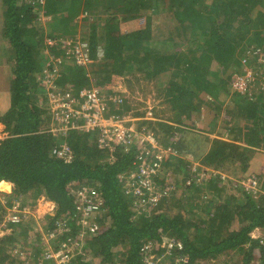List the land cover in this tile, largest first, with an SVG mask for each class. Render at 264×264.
Returning <instances> with one entry per match:
<instances>
[{
	"label": "trees",
	"instance_id": "trees-1",
	"mask_svg": "<svg viewBox=\"0 0 264 264\" xmlns=\"http://www.w3.org/2000/svg\"><path fill=\"white\" fill-rule=\"evenodd\" d=\"M111 1L115 7L122 8L115 10L113 19H107L105 34L98 36L90 31L85 39L76 37L74 25L81 20L93 22V14L106 5H100L105 0H2V33L16 56L12 104L0 117V124L7 132L0 139V181L10 184V191L0 192L5 199L3 203L0 200V210L7 214L17 201L21 208H31L38 198L44 197L56 205L48 228H52L56 219L65 218L70 227L65 236L74 237L78 235L72 217L78 202L74 191L84 184L93 186L103 201L102 228L83 240V247L75 251L71 264H109L116 254L120 264H143L145 242L158 246L163 237H167L163 245L171 239L183 245L181 250L171 248L172 255L167 254L165 258L168 264H197L200 260L207 264L223 251L233 249L243 255L242 264L254 259L255 253L264 264V244L251 237L253 228L264 227V204L254 199V191L242 184L234 189L231 185L234 192L227 195L221 185L223 178L217 174L209 179L206 191L191 176L186 159L181 158L177 165H169L167 160L157 178L163 190L158 203L147 212H135L133 198L124 192L120 175L131 167L136 150L110 151L99 147L91 133L71 130L66 138L71 158L65 160L53 155L51 149L57 139L44 127L47 97L43 100L41 88L42 81L49 77L45 71L51 72L53 65L58 68L55 81L61 86L72 84L76 89L89 86L95 76L94 84L104 91L115 88L122 76L127 78L134 76V71H141V76L158 78V92L170 102L177 116L198 113L202 106L213 120L223 122L219 114L224 109L236 121V125H229L234 132H242L243 142L253 148L261 145L264 148V0ZM160 4L161 10L175 19L172 26L180 25L174 33L177 41L169 35L171 31L159 32V36L157 32L151 33V14H160ZM144 15L143 26L120 30L121 23ZM40 19H47L46 27L51 33L46 34ZM58 34L73 35L79 45L86 40L87 53L93 61L89 70L77 64L71 55L66 56ZM45 38L56 43L48 45ZM102 40L103 55L99 59L97 47ZM44 48L54 56H62L63 62L43 63L39 51ZM66 61L72 66L59 69ZM249 69L253 80L242 93L234 83ZM162 76L168 77L166 81ZM227 100L232 103L226 104ZM133 113L144 114L143 111ZM154 123V120H144L139 124L152 130ZM159 125L164 134L158 137L163 143L158 141L162 145L171 144V127L165 123ZM178 129L183 137L175 146L188 155L190 145L194 148V139L197 144L202 137L197 134L191 140L190 129ZM213 143L203 163L219 167L228 163L227 158L236 160L237 157L243 170L247 169L250 159L247 150L238 151L233 143L218 139ZM233 160L226 165L231 166ZM188 178H191L189 184ZM226 182L232 184L230 180ZM204 195L207 197L202 200ZM33 226L34 220L30 218L5 227L12 232L0 240V264H15L17 258L12 249L16 242H21L23 248L31 246L30 230L35 236L32 240H38L39 231ZM118 246L122 249L114 251ZM89 255L94 257L93 262ZM16 264L23 262L17 259Z\"/></svg>",
	"mask_w": 264,
	"mask_h": 264
},
{
	"label": "built area",
	"instance_id": "built-area-1",
	"mask_svg": "<svg viewBox=\"0 0 264 264\" xmlns=\"http://www.w3.org/2000/svg\"><path fill=\"white\" fill-rule=\"evenodd\" d=\"M46 43L54 45L56 42L53 39H47ZM62 46L66 54L71 55L77 64L85 66L91 61L85 43L79 45L66 40ZM53 60L60 63L62 56L58 55ZM49 63L50 61L47 64ZM49 71H45L49 76L45 82L48 87L52 86V90L47 95L51 122L46 131L57 139L51 153L65 160L71 158L72 151L66 141L71 130L94 132L98 146L107 147L110 151L117 148L126 153L136 150V158L131 167L121 173L120 177L123 178L124 192L133 198V211L147 212L151 206L158 203L162 196V186L157 182V178L164 170L165 162L172 158L176 159L178 155L171 144L162 145L153 130L139 124L144 120H159L153 112V106L148 105L144 114L138 116L133 112L115 113L114 107L122 102L121 95L108 96L96 86L59 90L54 78L58 71L57 66L53 65V70ZM252 76V71L249 69L242 77H238L234 87L243 93L247 90L248 83L253 80ZM190 169L191 176L198 181L208 176L205 172L203 174L202 171L199 172L198 166L194 163ZM190 181L191 179L186 183L189 184ZM257 184V179L253 178L251 182L243 185L247 190L254 191ZM74 192L78 196V202L72 217L75 227L78 228V235L65 236V233L70 231L67 219H56L52 228H48L47 235H43V239L45 237L46 240L39 248L40 252H35L36 254L29 259H24L23 264H70L75 251L83 247V240L101 230L103 201L95 192V188L82 184ZM39 199L50 205L48 209L55 211L54 202L44 197ZM39 199H37V206L40 204ZM29 211V208H21L18 201L14 202L0 223L6 225L5 227L9 224H17ZM39 230L43 233L41 228ZM251 237L260 239V243L264 244V236L257 238L252 234ZM152 246L150 242H145L142 247L143 264H168L165 258L167 254L172 255L171 248L179 250L183 248L179 240L171 239L165 245L166 249L163 252L154 255L150 253Z\"/></svg>",
	"mask_w": 264,
	"mask_h": 264
},
{
	"label": "crops",
	"instance_id": "crops-1",
	"mask_svg": "<svg viewBox=\"0 0 264 264\" xmlns=\"http://www.w3.org/2000/svg\"><path fill=\"white\" fill-rule=\"evenodd\" d=\"M111 2H112L111 0H108V1L105 0V2H102L100 4V5H104V4H106V5L100 6V8L98 9V12L96 14H93V16H94L93 22H91V21L86 22L84 20L83 21L81 20L80 22L75 24L74 26L76 27L75 29L78 33V35H76V37H78V38L83 37L86 39L85 36H87L88 33H90V31L94 32L98 36H103L105 34L107 28H108L107 27V19H113L115 17V12H116L115 10L122 8V7H118V6L115 7V5L111 4ZM161 7L162 6L160 5L158 10H161ZM3 10H4V6L2 3V0H0V15H1V12H3ZM162 12H163V10H161L159 12L160 14L157 13V15H155V14L154 15L157 16V18H158L161 14L163 15ZM78 18L80 19L81 15H78ZM142 18L137 19V20L134 19L131 21H126V22L121 23L120 25L122 27L120 26V30L122 32H125V27H126V29H134V28H139V27L143 26L145 21H141V20H143ZM46 20L40 19V22L43 25V27L45 28L44 31L46 32V34H49V33H51L50 32L51 30H50V28L46 27V24H47ZM93 23H94V26H92ZM138 25H140V26H138ZM2 26H3V19H1V16H0V117L8 112V110L10 109L11 104H12V91H11V89H12V80L14 77V69H15L14 58L16 56L15 52L12 51L11 47L9 46L8 40L5 38V36L2 33ZM160 27H161V25H160ZM152 28H154V27L152 26ZM93 29H94V31H92ZM157 33H159V32H157ZM160 33H162L161 30H160ZM58 36H61L62 38H64V37H66V38L71 37L72 38L73 37V35H61V34H58ZM27 40L29 42L31 41L30 39H27ZM103 43H104L103 40L101 42H99L97 50L103 49L102 48ZM27 49H29V48H27ZM44 49L39 51V53L43 55V57H41L43 59V63L44 62L47 63L48 61L53 60L54 57H56L49 50H44ZM102 52H103V50H102ZM66 56H69V54ZM96 57H98L97 54H96ZM65 58H67V57H65ZM62 62H63V60H62ZM92 63H93V61L91 63H89V67H84V68L90 69V67L92 66ZM60 65L61 66L59 69L64 70L66 66L68 67L71 65V62L66 61ZM140 73H142V72L140 71L137 74H140ZM126 79H127L126 77L122 76L121 80L118 82L116 87H119V85L121 86L122 84H126L125 83ZM56 87L59 90H63V89L66 90V89H70V88L76 90V88L72 84H65V85H63V87H64L63 88L61 86V84L56 83ZM41 88L43 90V100H45V98L48 95V92L50 90H52V86L48 87L46 82L42 81ZM159 95H160V97H163V95H161V94H159ZM44 96H46V97H44ZM149 99H147V100H149ZM134 100H136V99H134ZM161 100H162V98H161ZM161 100H160L159 104H160V107L162 105L164 106V111L161 112L162 113L161 116L156 115V117L159 120L154 121L155 122L154 123L155 129L152 128V130L158 138V137H162V135L164 134L162 132L163 127L161 125H159V123L160 124L165 123L171 127V132L173 134V137L176 138V141L174 140L175 138H173V137H170L169 140L172 141L171 145L175 148L178 155H177L176 159L172 158V159L168 160L170 162L169 165H174V164L177 165L178 161L181 158L186 159V164H188L189 168H191V165L193 163L195 165H197L198 169L200 171H203L206 174H209L206 178H204V182L199 183V184H201L203 189H205L206 191H207L208 181L211 178V176L213 174H217L216 176H221L223 178V180H221L222 184L221 183L220 184L226 188L225 190L223 189V191L227 195L233 194L234 191H232V190L234 189V187L235 186L239 187L240 184H242L240 181L244 180L245 182H250L253 178H256L257 182H258V187L256 188V191L258 194H260L264 197V187H263L264 186V150H263L264 148H262V145L259 147L253 148L250 145V143L242 141V132H240V133L234 132L229 125L230 123H231V126H233V124L236 125L235 124L236 121H234V119H232V117H233L232 115L230 116V114L227 112H226V115L220 113L219 115L221 116V118H223V122L221 120H218V119L213 120V118L211 116L209 120L204 119V121H203L204 123H206L207 128L206 127L196 128L195 126L190 128L186 124H182L183 121L189 120L188 116H186V115L177 116L176 112L173 110L170 102L167 101L165 98H163L162 101ZM132 103H136V102H130V104H132ZM140 103H142V101ZM36 104L41 108L44 107L38 103H36ZM46 110H47L46 111V114H47L46 120L47 121H46V124L44 125L45 130L50 127V122H51V117L49 115L51 113L49 112L47 105H46ZM167 112L169 113V115L166 116L165 114H167ZM179 120H181V121H179ZM146 121H148V122L152 121L153 122V120H146ZM180 127H185L188 129L190 128L189 135L191 137V140H193L194 138H192V137H195L197 134L202 137V138L200 137L201 142L197 143V144H196L195 139H194V141H193L194 144H192V146H194V148H192L190 146V148L194 150L195 155H190L189 152H188V155H186L185 153H182L177 148V146H175L177 144V140L180 137L181 138L183 137V135L181 134L182 132L179 131V129H178ZM233 128L236 129V126ZM1 130H4V128L0 124V131ZM4 132H5V130H4ZM216 139L223 141V142H226L227 144L233 143L234 145H236L238 147V151H241L242 149L247 150L250 159L247 161L248 167L245 171L243 170V165L240 163V161L237 157H236V160H233V158H227L226 159V161L228 162L226 164H229V162H231L232 160L234 161L233 164H231V166H227L226 164H224L223 166L216 167L215 164L208 165V164H205L202 162V160L204 159V155H207V153L211 149L212 145L214 144L213 143L214 140H216ZM158 140H159V138H158ZM159 141L161 143H163L161 140H159ZM228 150H230V149H228ZM167 166H168V164H167ZM233 171H236L235 177L237 178V176H238V182H235L237 180L233 179V177H234V175H232V174H234ZM227 180L232 181V184L231 183L228 184L226 182ZM260 182L262 185L261 187L259 186ZM0 183L4 184V185H9L8 182H6V181H0ZM231 185H232L233 189L231 188ZM9 187H10V185H9ZM263 197H262V199H263ZM40 198H42V197H40ZM262 201L264 204V200H262ZM51 202L53 203V201H51ZM257 202H261V200H258Z\"/></svg>",
	"mask_w": 264,
	"mask_h": 264
},
{
	"label": "rangeland",
	"instance_id": "rangeland-1",
	"mask_svg": "<svg viewBox=\"0 0 264 264\" xmlns=\"http://www.w3.org/2000/svg\"><path fill=\"white\" fill-rule=\"evenodd\" d=\"M160 5L162 6V4H160ZM162 13H163V15H160L158 18L154 14H151V17H152L151 22H152V26L154 27L152 29L153 32H151V33L156 35L155 32H160V30H161V32L171 31V32H168L169 35L173 36L174 40L178 39L176 37V34H174V33H176V31H177V30H175V28L177 26L180 27V25L178 23H174L175 27L172 26L173 25L172 23L175 21V19L167 11L166 12L163 11ZM146 14H147V12H146ZM145 15L142 18L143 20H141V21H145ZM160 25H161V27H160ZM158 34H160V33H158ZM164 35H166V33ZM157 36H159V35H157ZM65 38L66 37L61 38L59 41L63 44L64 41L71 40L74 44H78V41L74 40L73 38H70V37L66 38V39ZM45 39H46L45 42H47L48 38H45ZM85 44H86V47L88 48L86 40H85ZM44 50H46V49H44ZM102 55H103L102 50H98L97 56L99 57V59L102 57ZM91 62H92V60L89 63H91ZM89 63L86 64L84 67H89ZM87 70H89V69H87ZM133 73H134V76H128L127 77L126 82H125L126 84H122L121 86L119 85V87L112 88L109 91H104V90L100 89L98 86H96L94 84V77L95 76H93V75H92L93 77L91 78L92 83L89 86L98 87L101 91H103L108 96H112L113 94L121 95L122 102L118 106H115L114 109H120V111H122V112L119 113V112H116V110H113L115 113L125 114L128 112H134V111H143L144 112L146 107L148 105H151V106H153V112L155 113V115L161 116V114H162L161 112L164 111V106L162 105L163 107L162 106L160 107L159 102H160L161 98L163 100L164 97H160L159 92H158L159 87L157 86V81H156L158 78L153 77V76H148L146 74L141 76L142 73L137 74L138 72H136V71H134ZM162 77H164L163 80H165V81L168 78L166 76H162ZM134 99H136V100H134ZM147 99H149V100H147ZM141 101H142V103H140ZM130 102H136V103L130 104ZM225 103L230 105L232 102L227 100V101H225ZM121 105H123V106H121ZM119 106H121V107H119ZM220 113L226 115V111L224 109H221ZM165 115L167 116V115H169V113L167 112V114H165ZM181 115L188 116L189 120L183 121L182 124H186L190 128L193 126H195L196 128H202V127L207 128L206 123H204L203 121H204V119L209 120L210 117L212 116V115L204 112V107H202V106H201V109L198 110V113H192V112L190 114L182 113ZM6 135H7V132H4V130L0 131V139H3L4 137H6ZM90 136L92 138H94L95 133L94 132L91 133ZM188 152L190 155H195L194 150L191 148L188 149ZM199 172H201V171H199ZM233 172H234V174H232V175H234L233 179L237 180L235 182H238V176H237V178L235 177L236 171H233ZM201 173L203 174L204 172L202 171ZM207 175H209V174H207ZM175 177H176V179H177V177H178V179H180V176L175 175ZM204 178H201V181H198L196 179L195 180H196V182L202 183V182H204ZM190 179L191 178H188L187 180H190ZM240 182L242 183V185L244 183L245 184L249 183V182H245L244 180L240 181ZM9 185H4V184L0 183V192L1 191H3V192L10 191ZM259 186L260 187L262 186L261 182L259 183ZM257 187H258V184H257ZM256 188H254V192L256 193L254 199L264 200V197L256 192ZM3 196L4 195H0V200L2 203L5 202V199ZM205 196L206 195H204L202 197V200L205 199ZM262 197H263V199H262ZM39 201H40L39 206H37V202H36V204L33 207L29 208L30 209L29 213L26 214L24 216V219H23V220H28V219L32 218L34 220L33 228H36L41 233V234L39 233V235H38V240H32L35 238V236L33 235L32 230H30V232L28 233V239L31 240V246H30V244H28L29 246L24 245L25 248H23V247H21L23 245V244H21V242H18V243L16 242L15 246L12 249V253H13V255H15L14 258H17L19 261L22 260V262L24 259H26V258L29 259L30 257H32V255L35 254V252H36V248H40V246L45 242L46 239H45V237L43 239V235H45V236L47 235V233H48V231H47L48 230V222L55 215L54 210L52 211V209H48V208H50L49 207L50 205H47L45 202H43V200L41 201V199H39ZM3 211L4 210L2 209L1 212L3 213ZM46 214H48V215H46ZM0 215H2V218H3V216L5 215V212L3 214H0ZM137 215L138 214H135L134 216H137ZM5 226L6 225H3L2 222L0 223V240L4 236H7L8 234H11V232H12L9 228H5ZM39 228L42 229L43 233L39 230ZM252 234H254V236L257 238L263 236L264 235V227L254 228L253 230H251V235ZM166 240H167V237L166 238L163 237V240L160 242V245H158V246L154 245L150 248V253L154 254V255L160 254L161 249H166L165 245H163V241L165 242ZM121 249H122V246H118L114 249V251L121 250ZM144 251L149 252V250L148 251L144 250ZM222 253L223 254H220L218 258L212 259L207 264H242L243 263V259H244L243 255L241 253H238L236 251V249L225 250ZM118 257H119L118 254L114 255L112 257L114 261L109 262V264H117V263L121 262L118 260ZM93 258L94 257L90 258V255H89V260L91 262H93ZM17 259H16V262H17ZM185 259L187 260V257ZM116 260H117V262L115 263ZM260 261H261L260 256L257 253H255L254 259H252L248 264H261ZM16 262H15V264H16ZM197 264H203V261L200 260Z\"/></svg>",
	"mask_w": 264,
	"mask_h": 264
},
{
	"label": "bare ground",
	"instance_id": "bare-ground-1",
	"mask_svg": "<svg viewBox=\"0 0 264 264\" xmlns=\"http://www.w3.org/2000/svg\"><path fill=\"white\" fill-rule=\"evenodd\" d=\"M71 264V263H70Z\"/></svg>",
	"mask_w": 264,
	"mask_h": 264
},
{
	"label": "clouds",
	"instance_id": "clouds-1",
	"mask_svg": "<svg viewBox=\"0 0 264 264\" xmlns=\"http://www.w3.org/2000/svg\"><path fill=\"white\" fill-rule=\"evenodd\" d=\"M47 44V43H46Z\"/></svg>",
	"mask_w": 264,
	"mask_h": 264
}]
</instances>
